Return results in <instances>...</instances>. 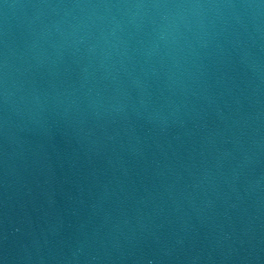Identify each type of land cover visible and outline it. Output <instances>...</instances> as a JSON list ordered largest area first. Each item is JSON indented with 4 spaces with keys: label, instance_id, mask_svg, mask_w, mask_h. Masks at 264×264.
Listing matches in <instances>:
<instances>
[{
    "label": "water",
    "instance_id": "obj_1",
    "mask_svg": "<svg viewBox=\"0 0 264 264\" xmlns=\"http://www.w3.org/2000/svg\"><path fill=\"white\" fill-rule=\"evenodd\" d=\"M0 264H264V0H0Z\"/></svg>",
    "mask_w": 264,
    "mask_h": 264
}]
</instances>
